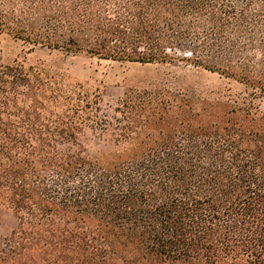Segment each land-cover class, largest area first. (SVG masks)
I'll list each match as a JSON object with an SVG mask.
<instances>
[{"label":"trees","instance_id":"trees-1","mask_svg":"<svg viewBox=\"0 0 264 264\" xmlns=\"http://www.w3.org/2000/svg\"><path fill=\"white\" fill-rule=\"evenodd\" d=\"M0 264H264V0H0ZM37 47L191 64L224 85L105 87ZM89 126L114 149L86 154Z\"/></svg>","mask_w":264,"mask_h":264},{"label":"rangeland","instance_id":"rangeland-1","mask_svg":"<svg viewBox=\"0 0 264 264\" xmlns=\"http://www.w3.org/2000/svg\"><path fill=\"white\" fill-rule=\"evenodd\" d=\"M28 47L20 40L10 36H0V54L5 63L26 54ZM63 58L64 69L70 75L82 81H90L92 87L99 85L105 87V95L102 107V116L108 121H113L116 107L122 104L127 87L155 88L163 86L172 77L173 86H206L217 88L225 82L218 79L217 75L200 73L191 64L177 61L176 64L160 65H136L121 64L119 62L99 60L90 55L79 52L64 55L60 52L37 47L33 53L27 55L29 62L38 58ZM169 83V82H168ZM261 108L264 110V97L261 100ZM86 146V154L90 158H96L102 153L111 152L114 149V137L110 129H102L99 126H89L82 135ZM18 221L12 213L0 208V239L8 237L16 228Z\"/></svg>","mask_w":264,"mask_h":264}]
</instances>
